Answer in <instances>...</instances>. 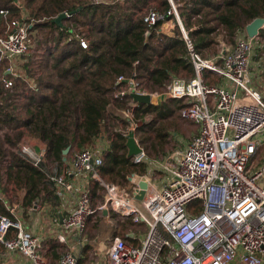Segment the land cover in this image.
<instances>
[{
    "label": "built area",
    "instance_id": "obj_1",
    "mask_svg": "<svg viewBox=\"0 0 264 264\" xmlns=\"http://www.w3.org/2000/svg\"><path fill=\"white\" fill-rule=\"evenodd\" d=\"M64 13L66 19L72 17ZM0 14L7 19L9 11L1 10ZM162 19L153 9L143 15L150 28ZM33 26L34 22L25 17L15 19L8 22L6 34L0 35V66L13 78L2 79L6 89L13 90L17 79H27L33 86L23 65L31 60L38 72L48 46L39 47L37 40L31 39ZM160 33L167 34L162 29ZM75 38L87 48V39L78 34ZM260 40L259 35L250 38L245 30L233 47L221 45L217 55L208 59L188 44L195 75L190 79L174 77L162 94L149 93L136 74L118 78L115 99L135 92L151 95L155 106L169 99L184 100L187 106L180 116L198 129L185 149L157 160L148 155L136 137L140 124L130 121L131 130L123 135L128 140L134 132L140 149L131 160L137 166H148L147 173L129 178L131 194L101 178L99 170L108 149L103 139L101 144L98 139L62 164H54V168L47 165L46 147L25 138L19 141L17 155L46 174L47 183L67 211L62 234L57 238L60 243L69 244V238L76 237L84 246L89 220L106 211L107 218L113 212L119 220L131 221L132 230L141 225L147 229L146 234L128 233L139 245L115 238L107 250L106 264H264V92L256 87L264 61H254L261 50ZM206 71L220 77V83L210 85ZM127 106L129 116L135 114L139 103L130 97ZM6 131L0 130V139ZM8 160L4 166L10 163ZM158 173L165 178L158 181ZM141 182L147 183V189L140 187ZM92 183L104 190V203L96 208L92 206ZM142 191V198H138ZM0 201L9 213L0 211V245L7 252L21 253L26 264L78 263L73 247L56 263L51 262L43 254V239L27 229L19 216L20 205H8L1 187ZM196 202L201 203V212L191 207ZM37 204L38 200L33 209L38 208Z\"/></svg>",
    "mask_w": 264,
    "mask_h": 264
},
{
    "label": "trees",
    "instance_id": "obj_2",
    "mask_svg": "<svg viewBox=\"0 0 264 264\" xmlns=\"http://www.w3.org/2000/svg\"><path fill=\"white\" fill-rule=\"evenodd\" d=\"M173 2L194 51L204 59L214 55L216 47L223 42L234 44L254 20L264 19V0ZM150 9L163 17L151 28L143 21V15ZM1 10H8L9 15L6 19L0 14V35L6 34L8 22L25 17L28 22H34L31 32L47 30L44 40L38 42L48 45L38 72L34 71L31 60L23 65L26 77L33 81L32 87L27 79H17L13 90L6 89L2 79L13 78L0 66V130L14 132V137L8 136L7 141L16 146L28 135L46 144L47 160L62 164L66 149L75 147L82 151L98 139L108 138L100 176L107 183L131 188L129 178L144 174L145 166L132 162L127 137L114 131V124L109 125L110 110L127 108L130 99L129 96L114 98L118 78L136 74L145 89L159 92L174 77L190 79L195 75L189 47L170 0H109L105 3L18 0V5L13 0H0ZM64 12L72 17L59 26L55 19ZM169 21L174 22L173 34L160 33L163 24ZM76 34L88 40L87 48L82 47ZM259 37L263 41L260 50L263 53L264 28ZM37 73L39 76L35 78ZM262 74L264 78V72ZM205 78L210 85H217L221 80L209 71L205 72ZM186 106L184 100L176 99L158 106L139 104L135 114L142 125L136 130V137L151 158L166 155L168 139L177 135L173 129H181L180 111ZM148 116H152V120L144 122ZM0 156L2 162L6 154L1 144ZM6 169L8 183L23 191L26 210L44 196L47 200L52 195L53 206L60 204L47 183L46 174L16 153H11ZM92 194L97 196V187L92 188ZM191 207L202 210L199 202ZM0 211L9 214L1 201ZM91 247L87 244L81 249L83 258L79 264L85 263Z\"/></svg>",
    "mask_w": 264,
    "mask_h": 264
},
{
    "label": "rangeland",
    "instance_id": "obj_3",
    "mask_svg": "<svg viewBox=\"0 0 264 264\" xmlns=\"http://www.w3.org/2000/svg\"><path fill=\"white\" fill-rule=\"evenodd\" d=\"M90 1H93L95 3H105L106 1H109V0H90ZM148 11H150V10H148ZM65 20H67V19H65ZM165 23H168L171 26L174 25L173 21H169V22H165ZM46 31H47L46 29H43L42 31L41 30H33L31 32V35H32L31 39L32 40L36 39L37 40V45L39 47H43L42 45H39L38 41L44 40V34H45ZM260 42H263V41L260 40ZM226 44L229 47H233L235 45V43L234 44H229L228 42H223L221 45H226ZM221 45L216 47V51L217 52L220 50V46ZM261 45H262V43H261ZM214 55L209 56V58L213 57ZM254 61H256L257 63H261L262 61H264V52L263 53L261 51L256 52V56L254 57ZM263 72H264V66L262 67V69L259 72V74L261 73L260 80L258 79V83H257V86H256L261 92H264V78H262L263 77V74H262ZM252 73H253V75H255L256 74L255 70H253ZM148 92L152 93V94H162V93H164V89L159 91V92H150L149 90H148ZM117 105H118V103H117ZM128 107L129 106H127V108H124V109H121V110H117V109H114V108L112 109V111L110 110V112H109L110 114L109 115H110V118L112 120L110 119L111 121L109 122V125L114 124V129H115L114 131L120 132L122 134L129 133L130 130H131L130 121L132 123V120L135 123L140 124L139 127L142 125V120H137L136 119V114H132V115L129 114V116H128V112H127L128 111ZM124 112H126L127 115ZM151 120H152V116H148V117L144 118V122H147V123H149ZM126 122L128 123V125H126ZM180 122H181V129L180 130L179 129H173L174 132H177V135L176 136L174 135V137L168 139V146H167L166 155H163V156H160V157H153V159H157V160L158 159H163L165 156L172 154L176 150L185 149V147L193 139V137L195 136V134L198 131L197 127L193 123L187 122V121H183L181 119H180ZM173 134H175V133H173ZM8 136L14 137V132L7 129V131L4 133V135L0 139V144L3 146V150H4L5 154H6V158L1 162L2 165L0 164V187H1V191H2L1 194H2V196L5 199L8 200L9 205H13L14 203H17L18 205H21V203H22V195H23L22 192L23 191H20L19 189H17V187L14 184L8 183L7 169L4 166L5 163H6L5 160L10 159L11 153H16L15 151H17V147H18V145L14 146L10 142L7 141ZM106 136H107V134H106ZM23 138L27 139L28 141L32 140L34 142H37V140L29 138L28 135L24 136ZM103 140L109 142L108 138L103 139ZM76 152H79V151H77L75 147H70V152L67 155V158L73 156ZM47 163L50 166L53 165V162H51L49 160H47ZM159 175H161V174H159ZM127 191H128L129 194H131V192H130L131 188H130V190L127 189ZM98 194L102 195V197H103L104 190L102 188L101 189L99 188L98 189ZM44 197H41L40 199H38V204H37L38 207L43 208L45 205H47L48 207L51 208V205L54 203V199H53L52 195H50V197L47 198V200ZM102 197L100 196L97 199H94L95 208L97 207L98 202L102 201ZM19 211L22 213V209L21 208L19 209ZM100 222H101V217L99 216V213H96L89 220L88 226H87V230L85 232L88 243L92 245V247L90 248V250H92V251H94L95 249L99 250V246H96V244H95V242L93 240L96 237H100L103 234V225ZM124 228L126 230H128V231L131 230L132 229L131 221H129V220L126 221V223L124 224ZM110 230L111 229H106V239H107V241H109V240H111L113 238V234L110 233ZM133 230H136V229L133 228ZM141 230H144V227H142ZM146 233L147 232H144V234H146ZM106 246L108 247V245H106ZM55 248H57V249H55V254H57V257L59 256L58 257L59 259L63 255H65L67 252L70 251V247H66L65 245L63 247L57 246ZM53 258H55V257H53ZM59 259H57V260H59Z\"/></svg>",
    "mask_w": 264,
    "mask_h": 264
},
{
    "label": "crops",
    "instance_id": "obj_4",
    "mask_svg": "<svg viewBox=\"0 0 264 264\" xmlns=\"http://www.w3.org/2000/svg\"><path fill=\"white\" fill-rule=\"evenodd\" d=\"M18 4V3H15ZM174 25H170L168 23H164L162 26V30L165 31L167 34H173ZM102 140V139H101ZM39 143L38 147H46V144L37 141ZM102 141H100L101 144ZM105 142V141H104ZM107 148L109 142L106 141ZM107 152V151H106ZM129 152V150H128ZM56 163H53V165ZM48 165V163H47ZM52 165V167H53ZM50 166V165H48ZM142 166V165H141ZM145 166V173L148 172V166ZM147 166V167H146ZM6 167V166H5ZM54 168V167H53ZM52 168V169H53ZM144 173V174H145ZM155 176V174H153ZM158 175V181H161L165 178V175L162 173L161 175ZM130 181V180H129ZM161 183V182H160ZM113 184V183H112ZM132 184V183H131ZM117 185V184H116ZM120 186V185H118ZM97 187V196L94 197L92 194V188ZM121 187V186H120ZM101 189L102 187L98 183H92L90 185L91 195H92V206H94V199H97L98 197H102V195L98 194V189ZM132 188V187H131ZM103 189V188H102ZM125 191L127 189L130 190V188H123ZM2 192V191H1ZM128 192V191H127ZM131 192V191H130ZM55 195V193H54ZM56 196V195H55ZM105 197L103 194L102 201L98 202V205L104 203ZM8 201V200H7ZM59 205L53 206L51 205V208L45 205L43 208L38 207L37 209H33V206L29 209H25L23 207V202L20 205V208L22 209V213L19 214V216L26 222L27 229L30 230L33 234L40 236L43 239V254L47 256L51 260V262L56 263L59 259L57 257V254H55L54 246H61L64 245L66 247H73V250L75 254L78 256V263L83 258V255L81 254V249L84 248L88 243L85 242L84 246L79 245L78 240L76 237H70L69 244H62L59 242L58 235L62 234V220L65 216H67V211L62 208L61 206V200L59 199ZM16 203L13 204V206ZM9 205V204H8ZM97 205V206H98ZM12 206V205H11ZM108 213L105 211L102 214H99L101 217V224L103 225V234L100 237H96L93 241L95 242L96 246H99V250L95 249L94 251L90 250L88 257L83 264H106L107 262V250L110 247L113 240L117 237L120 238H126L128 242L132 245H139V242L132 240L131 235L128 236V233L132 230H126L124 228V224L126 221H121L118 219L117 215L113 212L110 213L109 218H107ZM142 227H144V230H141ZM106 229H111L110 233L113 234V238L109 241L106 239ZM136 230H132L134 232H147V229L144 225H141L139 227H135ZM109 233V234H110ZM108 234V235H109ZM108 245V247L106 246ZM96 251V252H95ZM94 252V253H93ZM105 252V253H104ZM96 253V254H95ZM55 257V258H53ZM27 260L26 258L19 252L9 253L5 250V248L0 245V264H26Z\"/></svg>",
    "mask_w": 264,
    "mask_h": 264
},
{
    "label": "water",
    "instance_id": "obj_5",
    "mask_svg": "<svg viewBox=\"0 0 264 264\" xmlns=\"http://www.w3.org/2000/svg\"><path fill=\"white\" fill-rule=\"evenodd\" d=\"M14 3H18V0H13ZM171 2V5H172V11L174 13V16H175V19L183 33V36L187 42V44L189 45H192L190 40H189V37H188V34L183 26V23H182V20L179 16V13L174 5V2L173 0H170ZM67 18V15L65 13H62L60 14L56 19H55V22L59 25V26H62V22L63 20H65ZM264 28V19L263 18H259V19H256L254 20L251 24H249L247 27H246V32H247V35L250 37V38H255L259 35L260 33V30ZM130 97L137 103L139 104H146V105H150L152 103V97L151 95H139L135 92H131L130 93ZM127 147H128V150H129V157L132 158L134 155L138 154L140 152V149L139 147L137 146L136 144V141H135V134L134 132H131L128 136V140H127ZM70 152V148L66 149L63 153L64 155V161L67 159V155L69 154ZM147 183L145 182H141L140 183V187L142 189H147ZM143 192V191H142Z\"/></svg>",
    "mask_w": 264,
    "mask_h": 264
},
{
    "label": "bare ground",
    "instance_id": "obj_6",
    "mask_svg": "<svg viewBox=\"0 0 264 264\" xmlns=\"http://www.w3.org/2000/svg\"><path fill=\"white\" fill-rule=\"evenodd\" d=\"M143 194H144V192L140 193V194L138 195V198H142Z\"/></svg>",
    "mask_w": 264,
    "mask_h": 264
}]
</instances>
